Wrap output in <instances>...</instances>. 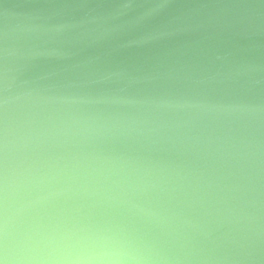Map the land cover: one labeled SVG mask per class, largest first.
I'll list each match as a JSON object with an SVG mask.
<instances>
[{
    "label": "water",
    "instance_id": "1",
    "mask_svg": "<svg viewBox=\"0 0 264 264\" xmlns=\"http://www.w3.org/2000/svg\"><path fill=\"white\" fill-rule=\"evenodd\" d=\"M24 31L66 58L0 98L39 86L124 122L102 147L149 174L171 264H264V0H0V68Z\"/></svg>",
    "mask_w": 264,
    "mask_h": 264
},
{
    "label": "clouds",
    "instance_id": "2",
    "mask_svg": "<svg viewBox=\"0 0 264 264\" xmlns=\"http://www.w3.org/2000/svg\"><path fill=\"white\" fill-rule=\"evenodd\" d=\"M59 39L15 36L0 91L21 78L41 84L49 62L66 58ZM45 91L0 98V264H171L169 218L141 195L152 186L149 174L102 147L125 123Z\"/></svg>",
    "mask_w": 264,
    "mask_h": 264
}]
</instances>
